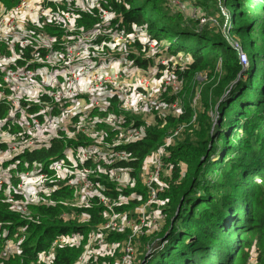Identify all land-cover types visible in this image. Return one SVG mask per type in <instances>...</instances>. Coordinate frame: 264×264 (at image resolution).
Returning <instances> with one entry per match:
<instances>
[{
    "label": "trees",
    "instance_id": "obj_1",
    "mask_svg": "<svg viewBox=\"0 0 264 264\" xmlns=\"http://www.w3.org/2000/svg\"><path fill=\"white\" fill-rule=\"evenodd\" d=\"M19 1L0 0V8L8 10ZM217 3V0H193L194 6L212 16ZM220 4L227 14V22L221 26L223 30L184 19L167 6L176 12L183 11L165 0L101 2L103 9L115 14L107 27L123 35L135 30L144 31L149 40L166 41L167 53L187 55L190 62L183 74L193 94L196 92L195 75L203 72L205 76L198 93L200 100L195 104L186 99L184 102L175 97L170 99V103L181 102L182 108L176 116L165 114L156 125H143L130 115L125 119L124 125L143 126L145 131L141 140L122 146L128 158L114 164L115 168L127 172L133 182L131 190L108 181L106 175L100 174L96 178L101 180L103 193L115 200L129 198L132 192L139 193L144 200L140 173L145 159L169 133L183 126L168 147L170 176L161 193L162 199L167 201L165 223L157 233L141 236L142 247L139 246L135 255L138 253L142 257L146 243L163 237L167 230L168 235L160 241L157 249L143 256L142 264L152 258L151 264H245V247L252 244L258 260L264 263V189L257 182L264 180V0H221ZM78 14L77 24L85 32L91 31L99 21L95 10H79ZM44 31L56 34L57 41L61 37L57 33L63 34V30L55 26H45ZM134 45L140 47L137 41ZM17 50L21 51L22 59L16 61V66L27 65L28 68L25 60L43 58L46 51L34 44L17 46ZM134 61L137 66H147L142 60ZM244 61L247 64L245 70ZM0 90L10 93L3 89L1 70ZM20 103L27 106L29 112L38 109L36 104L23 99ZM6 110L5 99H2L0 130L11 133L16 127L6 121ZM95 113L98 114L92 111L91 115ZM71 132L74 128L69 124L46 146L24 149L13 155L10 158V165H14L11 169L12 185H17L13 172H25L36 163L41 165V172L51 174L48 168L54 160L65 158L68 150L89 144L84 134L75 133L69 137L67 133ZM114 134V131L107 132L105 140L109 141ZM8 148L0 143L1 150ZM72 193L65 186L53 190L49 198L51 203L28 206L30 217L27 218L10 210L11 202L4 199L3 188H0V234L4 232V236H0V249L6 240L15 234L20 235V228L25 235L19 254L4 264H10L11 260L12 264H28L40 253L47 252L59 236L78 232L84 237L102 222L104 208L96 198L89 206L80 209L88 215V222L64 221L62 213H70L73 208L61 200L72 198ZM11 195L14 199L20 198L13 191ZM133 199L129 198L130 202ZM129 204L115 205L114 210L126 212ZM110 236L113 239L121 237L116 233ZM83 243L78 246L56 245L51 264H75L82 254Z\"/></svg>",
    "mask_w": 264,
    "mask_h": 264
},
{
    "label": "built area",
    "instance_id": "obj_2",
    "mask_svg": "<svg viewBox=\"0 0 264 264\" xmlns=\"http://www.w3.org/2000/svg\"><path fill=\"white\" fill-rule=\"evenodd\" d=\"M81 1L85 7L82 6ZM102 1L79 0L78 3L75 0H36L34 2L31 0H20L8 10L0 8V38L8 40V35L14 34L13 37L19 40L17 41V46L29 45L30 43L25 44L19 34H16L19 29L17 15L26 12L32 6L36 9L37 31L34 35L38 45H35V47L47 50L53 57L54 65L56 66L53 82L47 85L49 88L42 89L36 98L29 101L22 95L17 97L16 94H21L23 88L34 85L40 73L35 69L31 70L27 65H22V69L16 66V61L22 59L20 50H17L14 54L16 55L15 58H13L11 53L6 56L4 54L0 55L3 89L10 91L9 94H6L5 91L0 90V100L5 99L7 106L6 121L16 127V131L5 132L4 134L6 145L9 146L8 150L18 148L16 150L17 153L24 149L32 150L40 146H46L53 137L58 135L60 130H64L69 124L74 128V132L71 133H82L90 142L85 147L68 150L65 158L54 160L48 168L51 174L41 172V165L36 163L25 172L13 174L17 180L15 187L11 182V169L14 165L4 167L3 163L0 162V188H3L4 199L11 202L9 196L14 199L13 195H11V190H13V193L20 198L11 202V208L15 207L16 205L14 204L19 201L23 203V212L28 214V206L30 204L28 205L27 203L47 205L51 203L49 200L51 192L65 186L73 191L82 206H76L70 213L63 212L62 218L64 221L73 220L74 222L82 223L84 216V221L88 222V215L80 211V209L89 206L94 198L98 199L104 208L102 222L88 232L86 236L83 237L78 232L68 236L61 235L51 244L47 252L40 253L34 261L28 264H51L53 250L56 245L78 246L82 241H84L82 245L83 251L75 264H92L91 259L96 250L105 245L106 236L119 231L120 226L114 210L116 200L103 193L102 184L98 186L101 180L96 178L103 174L107 176L110 182L118 180L120 182L121 175L123 173L127 174L124 170L115 168L114 164L117 161L128 158V154L122 146L141 140L145 136V131L143 126H133L131 123L124 125L125 119L129 113L141 115L154 108L158 104V99L166 92V86L151 87L150 78L155 73V71H151L153 69L152 64L144 69L137 65L132 66L136 72L130 73L126 72V69L127 71L130 70L129 67L132 62L125 54L120 53L114 60L111 58L113 55L110 52H113L117 42L119 43L120 40H131L133 34H136L139 30L123 35L117 30L107 27L108 23L115 18V14L103 9L101 6ZM168 3L179 10H184V5L179 0H168ZM71 5L83 7L80 11L84 12L97 11L99 21L91 31L85 32L82 27L78 26L79 10ZM203 20L205 19H200V23ZM45 26H55L63 30L61 39L64 36H68L71 39L79 40H74L67 44H59L54 35L44 31ZM145 39L148 44H156L158 46L155 41L148 40L147 37ZM136 40L140 43L143 42V39L137 38V35ZM171 57L174 58L172 61L174 64L184 61L181 53L171 55ZM109 60H113V63L109 62ZM160 63L161 61H159ZM11 66L15 68L13 69ZM146 75L149 77H144ZM134 76L136 83H132ZM138 89L142 90L143 96L134 103L129 102L128 94L134 96L137 94ZM80 90L88 93L94 100L84 110L70 109L75 104L74 98ZM149 91L153 93V99L148 95ZM139 95L137 94L138 97ZM41 96L43 97L42 99ZM21 99L28 103L36 104L38 109L34 112H29L27 106L20 103ZM166 105L168 110L166 114L175 116L182 108L181 102L177 100ZM94 110L98 112L96 120L94 119L95 117H90L91 112ZM74 117L76 118L75 120H73ZM182 130L183 126H179L169 133L164 142L145 159L148 162L146 171L142 172V174L140 173L141 184L145 193L144 200L137 192H133L132 197L142 200L143 209L135 218L128 217L127 213L124 214L125 218L121 223V229L122 232L128 231V234L117 264H129L136 252L137 239L143 233H146L142 230L148 224H151V229L159 228L162 224L161 215L158 216L154 208L163 172L170 169L167 165V159L169 158L168 147ZM112 131L115 133L114 136L109 141L105 140L107 132ZM0 143L5 144L3 141H0ZM68 152H70L71 156L67 155ZM85 162L88 164L85 165ZM66 168L69 170V174L62 178L63 182L54 183L47 190L46 184L48 180L55 176L59 177ZM128 180L130 186H132L133 182L130 178ZM46 190V199L37 197L38 193ZM28 200L35 202H28ZM19 230L22 231L23 229L20 228ZM0 236H4V232ZM19 252L18 248L12 247L10 239L6 240L0 256V264H4L3 257H14Z\"/></svg>",
    "mask_w": 264,
    "mask_h": 264
},
{
    "label": "rangeland",
    "instance_id": "obj_3",
    "mask_svg": "<svg viewBox=\"0 0 264 264\" xmlns=\"http://www.w3.org/2000/svg\"><path fill=\"white\" fill-rule=\"evenodd\" d=\"M181 3H183L184 5V10H181L183 12H176L175 9H172V7L167 6V8L175 13H178L181 17H183L184 19H189V20H195L198 22V24L202 25L203 27L210 25V26H216L219 27L221 30H223L222 24L227 22V14H226V10L225 8L220 4L221 0H217V9H213V16L212 15H208L201 7L199 6H194L193 5V0H179ZM165 2L168 4L167 0H165ZM81 4L83 7H85V5L83 4V2L81 1ZM72 7H75L74 5H71ZM83 7L77 6L75 7V9L80 10ZM200 19H205L202 21V23H200ZM79 27H82L81 25H78ZM146 33L143 31H137L136 34H133L131 40H120L119 43L117 42V45L114 46V50L113 52H110L111 55H113L111 58L114 60L115 58H117V56L120 55V53L125 54L129 60L132 62V65H130L129 69L127 71L126 67V72H130V73H135L136 70L135 68H132V66H135L136 61H134V59L137 60H142V63L147 64V66H150L151 64L153 65V69L151 71H155L154 76L152 78H150V85L152 88H155L156 86H166V92L164 95H162L160 97V99H158V104L146 111L145 113L141 114V115H135V114H131L129 113V115L131 116V118H137L138 120H140L143 125H156L157 121L159 118H162L167 112V108H166V104L169 103L170 99L172 97H175V99H178L182 102H184V99L186 100H190L192 105L195 104L196 101L200 100V96H199V92L201 91L202 87H203V83H204V73L203 72H199L195 75V79H196V85H195V95L193 94L192 90H191V86L187 83V80L184 76V70L186 69L187 64L190 62V59L187 55L183 54V58L184 61H181V63L179 64H174L172 63V61L174 60L173 57H171V54L167 53L165 51V42L163 41L162 43H157L158 46L155 44H148L147 41H145L146 39ZM31 35L34 36V32L31 31ZM136 35L137 38L139 39H143V42L140 43L138 40H136ZM79 40V39H71L68 36H64L63 39H59V41L57 42H61L62 44H67V43H71L73 41ZM149 40V39H148ZM138 42L140 44V47L138 48L137 45H134L135 42ZM30 45H38V43L36 41H30L29 43ZM137 46V47H136ZM62 47V46H60ZM17 51V46H15L11 52V55L13 56V58H15L16 55H14ZM166 52V54H164L163 52ZM154 52V53H153ZM1 54L4 55H10V53L8 51H6L4 48H1ZM48 54L45 58H33L32 60L28 61L25 60L26 63H28V66H30V69H35V70H40V71H44L46 72H52L54 69V59L51 56V54L46 50L45 51V55ZM150 56V57H149ZM113 60H110L111 63H113ZM159 61H161V63L159 64ZM25 63V64H26ZM244 66H243V70L246 69V63L245 61L243 62ZM146 66V67H147ZM13 69L15 68L14 66H11ZM19 69H22L21 66H17ZM139 67H141L142 69L146 68V67H142V65H139ZM182 68V69H181ZM48 76V75H47ZM146 78H148L149 76L146 75L144 76ZM38 81L41 79L40 76L37 77ZM132 83H136V79L135 76L132 79ZM49 88V87H47ZM137 94H140L139 97L137 96ZM137 94L134 96H131L128 94V100L131 103H134L136 101H138L142 96H143V92L141 89L137 90ZM149 96H151V98L153 99V93L151 91H149L148 93ZM9 96V95H8ZM178 96L182 97L179 98ZM138 98V99H137ZM74 102L75 104H73L70 109L72 108H76L77 110H84L86 108H88L91 105V101L94 100V98H91L88 93L83 92V91H79V93L77 94V96L74 98ZM192 99V100H191ZM96 111V110H94ZM97 112V111H96ZM98 113V112H97ZM98 114H93L90 117H95L94 119L96 120L98 118L97 116ZM215 120V118H214ZM99 127V126H98ZM0 141L5 142L6 144V138H5V131L0 130ZM69 137H73L74 133H67ZM90 143V142H89ZM19 147V146H18ZM18 149V148H17ZM1 150L0 149V162L3 163L4 167H11L13 165L12 161H10V158L16 154V150ZM68 156H71L70 152H68L67 154ZM148 162L145 161L143 164V168L141 171L145 172L146 171V167H147ZM67 170V171H66ZM65 171L62 172V174L58 177H52L48 180L47 184H46V188L47 190L49 189V186L54 184V183H58V182H63L62 178H65L66 176H68V169L66 168ZM183 173V172H182ZM13 174H16V172H13ZM140 174V175H141ZM170 176V169L165 170L163 172L161 181H160V187H159V193H158V198H157V202L155 204V208L154 211L158 214V216L161 215L162 218V224L159 228L156 229H151V224H148L147 227H145L142 231H145L147 235H152L157 233L158 231L161 230V228L163 227L164 223H165V208H166V200H163L161 197V193L163 192V189L165 188L164 186L166 185V180H168ZM126 178V181H116L114 182L115 184H117L118 186L127 188L128 190L132 189V186H130L129 183V177L126 173H123L121 175V178ZM142 178V177H141ZM258 184L261 186L262 190L264 189V180H258L257 181ZM140 183H141V179H140ZM164 184V185H163ZM101 184L99 183L98 186H100ZM15 187V186H14ZM98 189V188H95ZM46 191H42L40 193L37 194V197L40 199H46ZM13 191V190H11ZM10 191V193H11ZM73 194V193H72ZM133 197V192L130 194L129 198ZM129 198H125V197H120L118 200L115 201L116 205H126L129 204V207L127 208L126 212H116L115 211V216L117 218V222L120 226L119 231L116 233L117 235L121 236L120 238L116 237V238H112V236L108 235L106 236V242L105 245L102 246L101 248L97 249L93 258L91 259L92 264H117L120 254H121V249L124 245L125 242V238L126 235L128 234V231H123L121 229V223L124 221V214L127 213L129 216L128 217H133L135 218L137 216V214L142 211L143 207H142V200H139L137 198H134L132 200V202H137V203H133L130 202ZM9 199L11 202H13L14 199H12L9 196ZM67 207L69 208H75L76 206H82V204L80 203L79 199L76 197L75 194H73L72 198L69 199H65V200H61ZM28 202H35V201H29ZM27 203V202H26ZM23 203L17 201L15 207L11 208L10 210L20 216L23 217H30V212L28 214H25V212H23L22 210V205ZM28 205L31 203H27ZM160 218V219H161ZM84 216H83V220L82 223H84ZM24 230L20 231V235L16 236V234L10 239L11 241V245L13 248H18L20 250V244L23 240H24ZM142 234V235H143ZM141 235V236H142ZM141 236L138 237L137 241H138V245L136 250L138 251L139 246L142 247L141 244ZM241 238V237H240ZM239 238V239H240ZM165 244V243H164ZM3 250V246L0 249V256ZM245 253H246V261L245 264H264L262 263L260 260H258V253L255 250V246L254 244H252L249 247H245ZM136 256V257H135ZM143 256H139L138 253L136 255H134L132 257V259L130 260L129 264H142L144 262V260H142ZM9 259L8 257H3V263L6 262V260ZM233 259H235V257L233 256ZM13 260H11L9 263L12 264ZM153 262V258L150 259L147 263L145 264H151Z\"/></svg>",
    "mask_w": 264,
    "mask_h": 264
},
{
    "label": "crops",
    "instance_id": "obj_4",
    "mask_svg": "<svg viewBox=\"0 0 264 264\" xmlns=\"http://www.w3.org/2000/svg\"><path fill=\"white\" fill-rule=\"evenodd\" d=\"M31 1H36V0H31ZM76 2L79 3V0H75ZM17 21L19 22V29L15 32L17 35L19 34L21 40L25 43L28 44L30 41H36L35 35H31V31L36 33V22H37V14H36V9L32 6L29 10L26 12H23L21 14L17 15ZM54 33V32H53ZM14 34H9L8 35V40L7 39H2L0 38V48H4L6 51L11 53L13 46H17V40L15 37H13ZM54 36L56 34H53ZM58 36H61L57 33ZM56 37V36H55ZM61 39V38H60ZM20 45V43L18 42ZM0 55L1 50H0ZM6 56V55H4ZM111 59V58H110ZM110 62V60H109ZM54 69L52 72H42L40 70H37L40 73V80H36V83L32 86H28L26 88H23V91L21 94H16L17 97L21 96L25 97L27 100L32 101L34 98L37 97L38 93L41 92L42 89L46 88L47 85H50L53 82L54 78V73L56 71V66L53 64ZM29 70V69H27ZM32 70V69H31ZM48 75V76H47ZM122 181H126V178H122Z\"/></svg>",
    "mask_w": 264,
    "mask_h": 264
},
{
    "label": "water",
    "instance_id": "obj_5",
    "mask_svg": "<svg viewBox=\"0 0 264 264\" xmlns=\"http://www.w3.org/2000/svg\"><path fill=\"white\" fill-rule=\"evenodd\" d=\"M168 235V230L164 232L163 237H156L152 241H149L148 243L145 244L144 247V253L143 256L147 255L151 251L157 249L159 247V244L162 242L163 239H165ZM161 241V242H160Z\"/></svg>",
    "mask_w": 264,
    "mask_h": 264
}]
</instances>
